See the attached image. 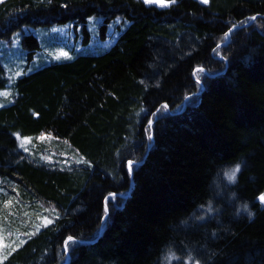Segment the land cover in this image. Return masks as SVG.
<instances>
[{"label":"trees","instance_id":"obj_1","mask_svg":"<svg viewBox=\"0 0 264 264\" xmlns=\"http://www.w3.org/2000/svg\"><path fill=\"white\" fill-rule=\"evenodd\" d=\"M167 1L0 0V264H264V0Z\"/></svg>","mask_w":264,"mask_h":264},{"label":"rangeland","instance_id":"obj_2","mask_svg":"<svg viewBox=\"0 0 264 264\" xmlns=\"http://www.w3.org/2000/svg\"><path fill=\"white\" fill-rule=\"evenodd\" d=\"M144 1L146 2V0ZM200 1L203 2V0ZM146 3H151L157 6H165L168 4V1L151 0V2ZM119 23L120 18H115L106 25L104 30H102L100 28L101 19L99 17H89L87 23L89 36L87 40H84L81 26H74L72 22L55 24L49 26V28L38 30L37 37L40 43V49L33 57L34 61H32L31 65H29V69L31 68L30 66L41 62H51L53 60H60L62 58L66 59L70 56L71 51L81 53H98L99 51L106 49L117 37L119 33ZM234 25L236 24H233L232 27ZM228 35L226 36L227 38ZM19 48L18 41L14 39L11 46L10 55L8 57V61L13 66L25 61V56L21 55L22 51L20 52ZM23 62L21 64H23ZM15 76L16 75L13 77L11 76V79L15 78ZM21 143L22 145H25L27 140L21 139ZM71 158L68 156L65 157L66 160H70ZM1 235L2 234L0 231V249H2L5 245Z\"/></svg>","mask_w":264,"mask_h":264},{"label":"snow or ice","instance_id":"obj_3","mask_svg":"<svg viewBox=\"0 0 264 264\" xmlns=\"http://www.w3.org/2000/svg\"><path fill=\"white\" fill-rule=\"evenodd\" d=\"M146 2H151V0H146ZM172 2H175V0H172ZM203 2L207 3V0H203ZM131 168V165H130ZM239 171V167L237 166L236 169L233 170V172L229 175L230 180L235 179V172ZM261 200L264 201V196L261 197Z\"/></svg>","mask_w":264,"mask_h":264},{"label":"water","instance_id":"obj_4","mask_svg":"<svg viewBox=\"0 0 264 264\" xmlns=\"http://www.w3.org/2000/svg\"><path fill=\"white\" fill-rule=\"evenodd\" d=\"M236 26V25H235ZM210 76H212V74H210Z\"/></svg>","mask_w":264,"mask_h":264}]
</instances>
